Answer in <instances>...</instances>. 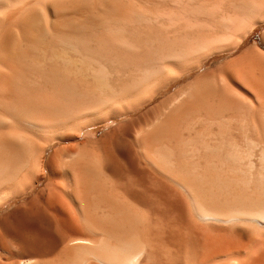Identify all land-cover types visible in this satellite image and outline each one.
<instances>
[{
	"label": "bare ground",
	"instance_id": "1",
	"mask_svg": "<svg viewBox=\"0 0 264 264\" xmlns=\"http://www.w3.org/2000/svg\"><path fill=\"white\" fill-rule=\"evenodd\" d=\"M262 27L264 0H0V264H264Z\"/></svg>",
	"mask_w": 264,
	"mask_h": 264
},
{
	"label": "rangeland",
	"instance_id": "2",
	"mask_svg": "<svg viewBox=\"0 0 264 264\" xmlns=\"http://www.w3.org/2000/svg\"><path fill=\"white\" fill-rule=\"evenodd\" d=\"M263 29H264V27L257 29L251 35V39L249 40V43L252 44V43L256 42L258 44V46H260V48L264 50L263 46L260 44V36H261Z\"/></svg>",
	"mask_w": 264,
	"mask_h": 264
}]
</instances>
